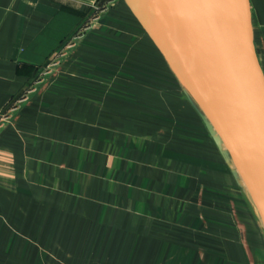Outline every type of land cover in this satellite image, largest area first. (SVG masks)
Masks as SVG:
<instances>
[{"label": "crops", "instance_id": "crops-1", "mask_svg": "<svg viewBox=\"0 0 264 264\" xmlns=\"http://www.w3.org/2000/svg\"><path fill=\"white\" fill-rule=\"evenodd\" d=\"M247 1L264 84V0ZM164 58L126 0H0V118L34 88L0 128V264H213L174 233L162 179L181 177L180 134L228 164Z\"/></svg>", "mask_w": 264, "mask_h": 264}, {"label": "water", "instance_id": "water-1", "mask_svg": "<svg viewBox=\"0 0 264 264\" xmlns=\"http://www.w3.org/2000/svg\"><path fill=\"white\" fill-rule=\"evenodd\" d=\"M221 136L264 222V84L247 0H126ZM214 14L217 16L215 17Z\"/></svg>", "mask_w": 264, "mask_h": 264}, {"label": "rangeland", "instance_id": "rangeland-1", "mask_svg": "<svg viewBox=\"0 0 264 264\" xmlns=\"http://www.w3.org/2000/svg\"><path fill=\"white\" fill-rule=\"evenodd\" d=\"M205 1L215 13L222 11L220 15L225 16L220 2ZM177 82L180 84L177 83L178 88H182L183 100H188L194 106L205 126L201 120L200 125L206 127L215 139L219 152L224 155L228 164L225 171L229 168L230 177L228 179L227 173L221 170L220 157H214L215 163L208 162L209 168L204 165L201 147L198 160L194 161L196 156L187 151L189 137L180 134L179 142L185 149L179 156L181 162L171 160L168 164H173L181 177L162 179V186L175 188L176 192L168 195V204L181 203L177 222L182 223L183 227H175L174 233L180 235L178 230L181 229L184 236H189L195 249L213 255V259L209 260L213 264H264V222L252 193L213 124L179 79ZM162 110H165V115L169 114L165 108L162 107ZM182 116L183 121L194 124L190 112L185 111ZM203 134L204 131L199 128V139L202 138L199 143L203 140ZM169 165L167 170L171 169ZM117 218L126 216L118 212Z\"/></svg>", "mask_w": 264, "mask_h": 264}, {"label": "built area", "instance_id": "built-area-1", "mask_svg": "<svg viewBox=\"0 0 264 264\" xmlns=\"http://www.w3.org/2000/svg\"><path fill=\"white\" fill-rule=\"evenodd\" d=\"M96 15L94 16L92 23L88 26H86V29H89L92 25L97 24L98 21L100 20V14L106 10V7H101L98 6L97 4H93L92 5ZM85 29V30H86ZM71 46H73V44L67 46V48H70ZM66 54L65 51H62L61 54L58 56V58L64 57ZM58 62L52 63V66H49L47 68H45L40 74H39V78L36 81V83H40L42 82V80L48 76L54 69V67L56 66ZM34 88H31L30 90H28L27 92H25L23 94V96H21L20 98H18L7 110V112L5 114H2L1 118H0V128L9 121V119L13 116V114L20 108V106L24 103V101H26L29 97L30 94L33 92Z\"/></svg>", "mask_w": 264, "mask_h": 264}, {"label": "bare ground", "instance_id": "bare-ground-1", "mask_svg": "<svg viewBox=\"0 0 264 264\" xmlns=\"http://www.w3.org/2000/svg\"><path fill=\"white\" fill-rule=\"evenodd\" d=\"M217 1L220 2L223 11L226 12L225 11L226 9L224 10V8H223V3L225 2V0H217ZM228 15H229L228 13H225V16H228Z\"/></svg>", "mask_w": 264, "mask_h": 264}, {"label": "trees", "instance_id": "trees-1", "mask_svg": "<svg viewBox=\"0 0 264 264\" xmlns=\"http://www.w3.org/2000/svg\"><path fill=\"white\" fill-rule=\"evenodd\" d=\"M201 120V119H200ZM201 122H202V120H201Z\"/></svg>", "mask_w": 264, "mask_h": 264}]
</instances>
